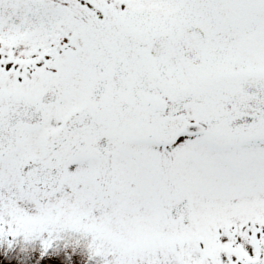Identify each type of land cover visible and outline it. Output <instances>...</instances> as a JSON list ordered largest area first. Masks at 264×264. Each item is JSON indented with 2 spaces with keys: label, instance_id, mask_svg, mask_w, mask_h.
I'll list each match as a JSON object with an SVG mask.
<instances>
[{
  "label": "snow or ice",
  "instance_id": "6c2138e0",
  "mask_svg": "<svg viewBox=\"0 0 264 264\" xmlns=\"http://www.w3.org/2000/svg\"><path fill=\"white\" fill-rule=\"evenodd\" d=\"M0 264H264V0H0Z\"/></svg>",
  "mask_w": 264,
  "mask_h": 264
}]
</instances>
